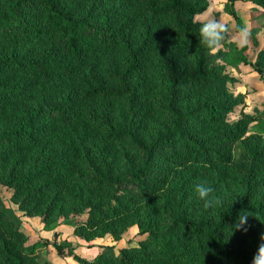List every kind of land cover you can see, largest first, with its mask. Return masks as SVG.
<instances>
[{"label": "trees", "instance_id": "trees-1", "mask_svg": "<svg viewBox=\"0 0 264 264\" xmlns=\"http://www.w3.org/2000/svg\"><path fill=\"white\" fill-rule=\"evenodd\" d=\"M208 7L0 0V185L24 214L63 218L86 240L119 243L137 226L135 245L103 247L93 264H251L261 243L264 140L246 135L264 113L229 121L242 100L225 53L200 41ZM232 50L264 83L263 61ZM10 210L0 196V264H49Z\"/></svg>", "mask_w": 264, "mask_h": 264}, {"label": "rangeland", "instance_id": "rangeland-1", "mask_svg": "<svg viewBox=\"0 0 264 264\" xmlns=\"http://www.w3.org/2000/svg\"><path fill=\"white\" fill-rule=\"evenodd\" d=\"M224 13H228L227 16ZM210 16H215L226 22L229 27L228 38L212 53L221 51L224 54L221 63L232 81L227 83V91L234 97L242 100L229 114V121L234 123L243 114L256 116L264 113V83L258 74L249 66L244 65L235 55L232 46H239V30L247 27L249 30L248 43L245 45L244 54L252 62L264 57L260 54L264 51V10L255 4L253 0H236L233 5L229 0H209V7L203 15L196 17L199 23ZM258 135L264 140V117L260 121L251 124L246 136ZM235 156L243 154L242 146L234 147ZM13 189H7L0 185V196L6 208L21 220L22 230L29 237L28 244L35 245L43 260L49 264H93L102 253L103 247L113 246L123 248L126 245H135L138 241V228L136 225L129 227L123 234V239L117 243L110 234L94 236L86 240L76 233L75 224L57 217L55 220L33 215L28 216L14 204L10 197ZM62 245L68 254H59L52 242Z\"/></svg>", "mask_w": 264, "mask_h": 264}, {"label": "clouds", "instance_id": "clouds-1", "mask_svg": "<svg viewBox=\"0 0 264 264\" xmlns=\"http://www.w3.org/2000/svg\"><path fill=\"white\" fill-rule=\"evenodd\" d=\"M224 15L227 16L228 13H224ZM198 32L201 43L208 49L215 51L222 45V42L228 38L227 34L229 33V27L226 22H222L218 17L210 16L200 22ZM248 35V28L241 27L239 30L238 41L240 47H243L248 43ZM213 191V187L206 182H200L194 186V192L197 197L203 201V206L205 208L212 207L216 203L210 195ZM248 215L250 214H239L232 230L242 228L247 221ZM260 239L261 243L257 248L255 255L252 257L251 264H264V235H262Z\"/></svg>", "mask_w": 264, "mask_h": 264}]
</instances>
